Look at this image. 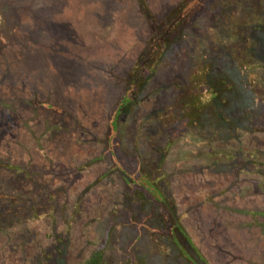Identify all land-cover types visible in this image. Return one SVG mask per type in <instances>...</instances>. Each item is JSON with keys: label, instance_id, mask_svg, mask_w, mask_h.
Listing matches in <instances>:
<instances>
[{"label": "rangeland", "instance_id": "374dc122", "mask_svg": "<svg viewBox=\"0 0 264 264\" xmlns=\"http://www.w3.org/2000/svg\"><path fill=\"white\" fill-rule=\"evenodd\" d=\"M27 1L30 0H0V45L7 41L6 54L34 51L32 57L35 59H31L28 69H36V66L50 83V86L41 84L34 88L41 91H38L41 101L48 99V102L60 104L65 109L66 114L62 113L59 120L66 121L58 122L56 128L62 124L66 133L56 136L54 141L50 135L53 128L41 134L52 116L44 113L41 118L32 120V113L24 108L15 109L17 122L21 117L28 125L36 122L37 134L23 131L18 124L15 125H18L17 131L9 130L8 135H5V129L2 130L0 151L4 156L0 155V162L16 181L39 184L41 195L40 198L39 194H29L32 184H28L20 197L8 187L9 193L3 194L1 189L4 185L0 186V205L7 203L11 207L12 204L18 209L17 213H23L26 217L15 218L11 224L14 229L12 233L16 235L23 231L20 232L22 236L31 234L34 239H38L37 242H58L56 263L69 260L71 264H87L93 259L103 262L106 256H110L113 260L106 264H126L125 254L132 252L138 259L141 257L142 264H151L149 259L157 251L158 257L162 255L160 246L164 243L142 240L133 246L129 235H126L128 239L121 242L114 240L120 236H114L110 230L121 232L122 227L121 223H110V220L116 214L120 216L122 207L129 199L118 177L106 173L98 180L105 166L89 163L101 151L100 140H103L106 129L105 117H102L103 120L100 118L103 110L97 109L100 101L96 99V89L105 91L113 73L131 70L136 54L143 49L142 40L146 39L148 33L147 23L132 3L135 7L134 16L129 18L127 24H121L126 26L120 40L116 31L114 36L109 33L105 37L107 42H102L107 47L100 54L94 50L90 52L93 56L88 61L93 65H82L73 57L77 59L100 44L103 26L98 27L97 23L90 25L88 20L78 24L76 20L80 13L64 10L62 6L66 5V0H32L30 10L23 8ZM126 1L117 0L115 3V0H105L109 6L105 21L117 25L116 21L112 22V17L114 19L118 15L117 12L124 8ZM179 1L184 0H145L148 9L159 19ZM110 2L113 3L112 7ZM76 3L78 0H71L70 7ZM209 3L207 6L209 8L211 5L210 11L205 10L204 14L196 17L193 27L170 45L164 56V62L169 63L166 71L160 72V78L146 87L148 92L157 87L163 89L167 84L165 74L170 73L172 76L178 71L184 81L180 79L177 86L183 89H168L166 94L152 95L139 108H133V115L145 120V110L155 105L161 106L162 110H156L149 118L159 120V123L171 122L173 118H189L195 113L196 118L193 120L198 124L201 114L198 113L199 109L204 115H209L210 120L222 114L221 118L226 117L224 127L229 128L228 124L233 123L231 128L234 129V137L224 147V152H229L225 156L219 155L221 161L217 164L212 160L208 162V168L203 170L200 167L197 168L200 171L193 172L192 165L196 162L185 158L188 146L193 143L189 137H179L168 147L170 154L167 161L172 159L170 171L176 175L184 171V175H180L184 177L170 179L167 194L179 213L184 210V227L193 235V246L198 247V252L205 256L208 264H264V254L251 256L248 250L252 249H245L249 239H252L253 248L260 247L264 251V0H211ZM56 26L62 27L61 31L58 32ZM40 36L48 40H40ZM239 39L244 42L240 43ZM48 47L53 53H49ZM208 63L211 64L209 74L217 80L226 79L225 73L231 66L236 69V75L229 71L227 74L232 80L233 75L236 78L232 87L220 89L222 98L226 100L222 101L220 97L216 106L208 102L194 110L192 104L196 93L207 90L206 85H200L206 77L203 65ZM142 64H146L144 60ZM9 74H5V78ZM83 74L89 75L90 83L82 82ZM113 87L119 89L118 86ZM113 87L110 85L107 89ZM170 92L172 94L168 99L167 94ZM228 92L233 93L232 96ZM3 94L7 98H0V101L8 104L14 102L9 101V92ZM12 97H17L15 100L21 106L33 108L34 102L19 98L17 93H12ZM108 97L106 95L104 99ZM111 103L106 102V109L111 107ZM84 105H88V108ZM79 106H82L80 110ZM50 123V127L55 126V122ZM216 123L210 125L212 130L217 129ZM70 133H74V137L69 136ZM67 136L77 139L76 142L68 141ZM215 171H221L222 174L216 175ZM13 197L16 198L15 203L10 202ZM26 197H29V207L35 211L30 216L26 215L27 210L24 212L23 208ZM15 215L13 211L0 209V222H4L7 216ZM234 219H243L244 223L229 230L228 222ZM1 228L4 234L5 231L9 233L8 238L12 236L11 232L7 233L6 223ZM6 234L0 238V248L7 245ZM104 239H112L115 250L102 252L100 246V254L94 249ZM75 244L78 245L76 250ZM42 253L46 260L45 249ZM193 253L190 249V254ZM229 254L233 256L228 257ZM43 260L42 257L40 261ZM155 264H159V261Z\"/></svg>", "mask_w": 264, "mask_h": 264}, {"label": "trees", "instance_id": "16d2710c", "mask_svg": "<svg viewBox=\"0 0 264 264\" xmlns=\"http://www.w3.org/2000/svg\"><path fill=\"white\" fill-rule=\"evenodd\" d=\"M66 1V7L62 6L64 10L70 9L80 13V16H78L76 20L78 24H81L84 20H88L91 22L90 25L97 23L98 27H100V25L103 26L100 44L92 47L89 53H85L78 57L79 60L78 58L76 59L73 57L75 61L82 63V65H84V63L87 65H93L88 61V58L93 56L90 52L94 50L100 54L101 51L107 47L104 46L102 42H107L105 41V37L108 36L109 33L114 36V32L116 31L118 40H120L122 34H124L123 31H125V24H127L131 16H134L135 7L132 3L137 6V12L143 16L147 23L148 33L146 39L142 40L144 43L143 49L141 53L136 54L133 61L134 65L131 70L124 73H113L112 77L109 79V86H118L119 89H115L114 87L113 89H107L109 86L105 91H102L103 89H96V99L100 101L97 109L103 110V116L100 118L102 119V117H105L106 129L102 136L103 140L100 138L102 146L101 151L97 156L93 157L89 163L94 165L102 164L105 166V171L98 176V180L102 174L104 175L106 173H112V175L118 177L123 183L125 194L129 199V201H127L122 207L120 216L116 214V216L110 220V223L113 221L121 223L122 230H124L123 233L122 230L121 232L120 230L116 232L110 230L114 236L115 234L120 236L117 239L114 238V240L121 242V240H126L131 236L132 239L130 242L133 246L142 240H157L159 243H164L163 246H160L163 250L162 252L160 251L162 255L158 257L159 252L157 251L154 257L149 259L151 264H155L156 261H159V264H208L205 256L198 252V247L193 246L194 243L191 239L193 235H191L184 227V210L183 213H179V210L173 205L172 199L168 197L167 190L169 189L170 179L174 180L176 176L184 175V171H180V173L177 171L179 175L170 171V161H172V159L169 162L167 161L168 155L170 154L168 147L174 144L175 140L179 137H189L193 140V143L188 146L189 151L186 152L185 158L186 160L191 159L193 162H196L192 165L193 172L203 170L208 168V162L210 163L212 160L211 162L217 164L218 161H221L219 155L225 156L227 155V152H229L227 150L224 152V147H226L229 140L234 137L235 132L234 129L231 128L233 123L230 122L228 124L229 128L224 127L223 125L226 124V120L224 119L226 117L221 118L220 115L222 114H219L217 118L210 120L208 117L209 115H204L201 109L198 110V113L201 112L200 120L198 121H203L204 123L199 122L197 124L195 122L196 120H193L196 118L195 113L189 118L184 117V119L177 120L173 118L171 122L165 120L166 122L160 121L159 123V120L154 119L153 121L149 117L153 116L156 110L158 112L161 111V106L158 107L151 105L145 110V115H147V119L145 120H139L137 116L133 115V108H139L143 101L149 97L151 98L152 95L155 96L156 93H165L168 89H183L182 87L177 86L182 77L177 71L175 74L172 73V76L170 73L166 72L167 84L165 88L159 89L160 87H157L155 90L149 92L146 91L148 85L150 86L153 81H157L158 77L160 78V72H165L168 68L167 64L169 63L164 62V56L170 45L178 36L183 32H186L188 28L193 27L196 17H200L201 14H204L205 10L210 11L211 5L208 8L207 4L209 5L211 0L179 1L168 14H163V17L160 19L157 18L154 12L148 9L145 0H127L124 8L117 12V18L114 17L113 19L112 17V22L114 23V21H116L115 23H117L115 26L109 24V21H105L106 11L109 10V6L105 3V0H78V4L76 3L75 6L71 7V0ZM116 1L117 0H115V3ZM31 2L32 0L27 1V4L23 8L30 10ZM109 5L112 7L113 3L110 2ZM86 9L89 11H86ZM119 20L122 22H118ZM122 23L125 24L122 26ZM16 27L17 26L13 27V31ZM61 29L62 27H59L58 32L61 31ZM13 33L10 36L11 38ZM39 39L48 40L42 39L41 36ZM112 40L113 37L110 42H112ZM6 42L7 41L0 45V98L6 100L7 97H4L3 92H9V101L13 100L14 102L8 104V102L0 101V136L1 133H4L2 131L4 129L5 135H8L9 130L17 131L18 125L23 131H34L37 134L38 124H36V122L32 124L30 123V126V124L28 125L24 122L25 120H23L22 117L19 119V122H17L18 115L17 112H15L16 108L29 110L32 113V120L41 118L44 113L52 116L51 120H48L47 125L42 129L41 134L43 132H50L53 128V132L50 134L53 141L56 136L65 135L64 133L66 132L63 130L62 124H59L56 128L58 122L64 123V121H66L64 119L59 120L62 113L66 114L65 109L61 107L60 104H55L51 101H49V103L48 99L41 101V98L39 97V92L41 91L34 88V86H42L41 84L50 86L45 74L36 66V69H28V64L31 63V59H35L32 57V54H35L34 51L31 49L30 51H20L17 53L9 52V54L7 52L6 54V50H8ZM239 42L243 43L244 40L239 39ZM248 49L249 48L246 49V52ZM48 50L49 53H53L51 47H48ZM143 60L146 64H142ZM230 65L231 64L228 62V66ZM210 66V63L203 65V74H206V77L203 79L200 86L205 87L206 85L207 90L205 92L196 93V98L193 99L194 103L192 104V106L195 107L193 108L194 110H197L198 107L208 102H213L212 104L216 106V104L219 103L218 99H220V97L222 98L220 89H229L234 84L236 69L232 66L228 69L230 74L233 72L235 74L233 75V80L231 79V76L227 74L228 71L225 73L226 79L217 80V78L209 74ZM8 73L10 74L5 78V74L7 75ZM83 75L84 76L81 78V80H83L82 82L85 84L90 83L89 75ZM101 79L106 80V78ZM12 81L15 83L14 86L12 85ZM182 81H184V78L181 79V82ZM106 82H108V80ZM222 82H224V84H222ZM7 87L12 89H4ZM79 88L81 89V87ZM94 90L95 89H92V91ZM12 93H17L20 95L19 98H25L27 101L34 103L37 102V104L34 105L33 103V108L23 107L16 102L15 99L17 97H12ZM171 94V92L167 94L168 99ZM232 94L233 93L230 95L232 96ZM106 95L109 97L104 99V96ZM221 100L224 101L226 99L222 98ZM106 102H112L110 108L106 109ZM169 104L171 103L169 102ZM86 106L88 108V105H84L83 107ZM81 107L82 106H79V110ZM97 109L95 110L97 111ZM97 113H99V111H97ZM218 121L221 123L220 125ZM50 122H55V126L50 127ZM215 123L217 124V129L212 130V126L210 125ZM16 124L18 125L15 127ZM4 126L6 128H3ZM80 127L82 128V125ZM145 131H148V133H142ZM68 135L74 137V133ZM71 137H68L69 140H67L75 143L77 139H71ZM0 155L4 156L1 151ZM2 156H0V159ZM200 167V170L197 169ZM7 169L8 168L0 162V186L4 185L3 188L1 187V192L3 194L9 193L10 190L14 195L17 197L19 195L20 197L28 187V184H32L33 187L29 190V194L30 192H33L39 194V197L41 198L39 184H36V182L28 183L26 181H16L10 177L8 172H6ZM73 170L76 171V168L74 167ZM215 172L216 175L222 174L221 171ZM180 177L183 178L184 176ZM14 182L16 184H14ZM26 198H24V200L27 203V207L26 203H24L23 208L24 212L27 210L26 215L30 216V214H32V212L34 214L35 211L33 207H29V197ZM15 200L16 198L13 197L10 202L15 203ZM0 209L16 213L15 216H7L4 219V222H0V238L1 236L4 238L6 234V231L5 234L1 231V227L5 226V223L8 227L7 233L11 232L12 234L10 238L7 237L9 236V233L6 234V239L8 238L7 245L6 247L2 246L0 248V264H71L69 260H64L59 263L55 262L58 257V242L55 244L48 240L37 242L36 240L38 239H34L31 234L27 237L24 235L22 236L20 232L23 231H19L16 235H13L12 231H14V229L11 224H13V221L15 222V218L17 217L26 219V217H24L25 214L17 213L18 211L16 210L18 209L12 204L10 207V204L2 203ZM229 222L228 227L229 230H231L232 227H240L239 225L244 223V220L234 219ZM110 231L109 233H111ZM123 235L125 236L123 237ZM126 235L129 236L126 237ZM111 241L112 239H104L100 245L96 244L97 246L95 245L94 249L100 254L101 251L98 249L100 246L103 249L102 252L110 249L115 250L113 249L114 245L111 244ZM252 243V239H249L248 244L246 245L247 247L245 248L252 249V251L248 250L251 256L264 254V251L260 247L254 249L253 246L255 245L254 243L252 245ZM258 246L261 245L259 244ZM77 247L78 245L75 244V250ZM44 249L47 252L46 260L42 253V250ZM190 249L194 252L193 254H190ZM125 256L126 264H142L140 261L141 257L138 259L137 255L132 252H128ZM232 256L233 255L231 254L228 255V257ZM42 257L44 260L40 261ZM122 259L123 258H121V260ZM112 260L113 259L110 256H106L103 262L93 259L87 262V264H106Z\"/></svg>", "mask_w": 264, "mask_h": 264}]
</instances>
